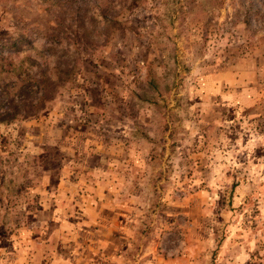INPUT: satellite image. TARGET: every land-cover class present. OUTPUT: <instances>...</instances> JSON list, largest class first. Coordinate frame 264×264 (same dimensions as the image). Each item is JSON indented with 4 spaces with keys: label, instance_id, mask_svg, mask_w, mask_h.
Returning a JSON list of instances; mask_svg holds the SVG:
<instances>
[{
    "label": "rangeland",
    "instance_id": "1",
    "mask_svg": "<svg viewBox=\"0 0 264 264\" xmlns=\"http://www.w3.org/2000/svg\"><path fill=\"white\" fill-rule=\"evenodd\" d=\"M19 37L0 264H264V0H0Z\"/></svg>",
    "mask_w": 264,
    "mask_h": 264
},
{
    "label": "trees",
    "instance_id": "2",
    "mask_svg": "<svg viewBox=\"0 0 264 264\" xmlns=\"http://www.w3.org/2000/svg\"><path fill=\"white\" fill-rule=\"evenodd\" d=\"M22 38H24V37L13 38L7 44L0 45V78L3 77L4 72L14 70L11 67H10L11 69H9L8 67H5V66H11L12 65V61H8L9 57L5 52H7V49H9V48H18L19 43L22 42ZM47 80H48V75H45L41 79L37 80L38 84H40V82H42V85H40V88L42 87L41 88L42 91H43L44 87H47V84H48Z\"/></svg>",
    "mask_w": 264,
    "mask_h": 264
}]
</instances>
